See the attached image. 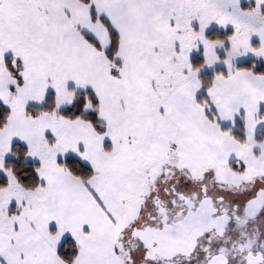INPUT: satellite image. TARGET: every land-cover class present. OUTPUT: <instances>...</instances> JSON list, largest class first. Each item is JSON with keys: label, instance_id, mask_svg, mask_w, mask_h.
Here are the masks:
<instances>
[{"label": "snow or ice", "instance_id": "6c2138e0", "mask_svg": "<svg viewBox=\"0 0 264 264\" xmlns=\"http://www.w3.org/2000/svg\"><path fill=\"white\" fill-rule=\"evenodd\" d=\"M0 264H264V0H0Z\"/></svg>", "mask_w": 264, "mask_h": 264}]
</instances>
